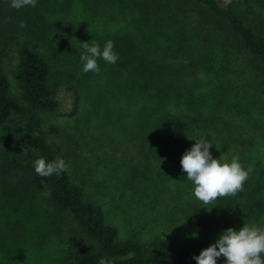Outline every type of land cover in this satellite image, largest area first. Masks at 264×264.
Listing matches in <instances>:
<instances>
[{"label":"trees","instance_id":"trees-1","mask_svg":"<svg viewBox=\"0 0 264 264\" xmlns=\"http://www.w3.org/2000/svg\"><path fill=\"white\" fill-rule=\"evenodd\" d=\"M121 3L129 19L127 27L110 38L119 55L114 67L126 87L127 112L133 119L143 118L145 135L138 144L146 147V159L153 165L164 162L163 168L175 160L171 164L178 166L179 148L192 147L201 136L214 143L210 149L214 158L223 155L229 163L235 156L227 151L231 141L242 144L240 159L242 152L264 153V142L250 136L243 140L242 126L225 121L229 112L240 113L252 134L264 133V0ZM33 10L31 6L17 10L11 0H0V200L14 202L13 209L25 200L40 208L44 194L50 208L75 223L82 241L72 243L56 264H99L101 258L110 264H197L193 257L200 252L167 238L141 242L118 237L102 207L84 196L67 169L50 177L36 174L34 162L40 157L48 162L59 157L66 165L67 157L48 141L42 127L40 113L54 110L58 101L38 45L42 29L35 19L40 16L37 10L32 15ZM22 21L29 29L19 26ZM8 50L13 52L9 64L4 60ZM200 71L205 81L197 78ZM11 81L19 89L17 97L11 93ZM126 114L118 113V135L131 139L123 134L120 122ZM250 174L242 191L207 206L214 208L207 231L257 222L264 228V179ZM225 262L223 256L217 260Z\"/></svg>","mask_w":264,"mask_h":264},{"label":"rangeland","instance_id":"rangeland-1","mask_svg":"<svg viewBox=\"0 0 264 264\" xmlns=\"http://www.w3.org/2000/svg\"><path fill=\"white\" fill-rule=\"evenodd\" d=\"M38 3L34 7L40 16L35 23L42 29L38 45L49 64L51 89L58 101L54 110L40 113L42 127L48 141L66 154L72 181L87 199L102 207L106 222L117 229L120 238L147 242L163 237L196 252L215 243L227 229L221 226V230L210 233L205 227L214 209L207 206L216 201L205 205L195 197V185L187 179L181 163L173 165L177 161L172 160L169 167L163 168L164 162H154V166L146 159V147L138 144L145 135L143 118L133 119L127 112L130 104L126 87L114 64L100 58L99 73L83 71L80 57L85 50L81 43L95 41L102 50L113 35L127 27L125 21L129 18L121 0ZM12 53H5L7 64ZM184 77L189 79L188 75ZM197 78L205 81L204 72H198ZM10 84L11 93L17 97L16 83ZM119 111L127 113L120 122L124 124L123 134L131 139L118 135ZM225 118L230 125L242 126L244 131L239 135L243 140L250 136L254 142H264V133L252 134L240 113L229 112ZM129 131L138 132L133 135ZM223 133L229 131L225 128ZM228 144L227 151L239 155L242 144L236 140ZM190 149L179 148L178 158ZM241 154L242 167L253 169L250 176L264 179V153ZM43 195L40 208L25 200L13 209L14 202L0 200V264H56L72 243L82 241L75 223L50 208ZM212 222L215 224V219ZM254 225L263 228V223Z\"/></svg>","mask_w":264,"mask_h":264},{"label":"clouds","instance_id":"clouds-1","mask_svg":"<svg viewBox=\"0 0 264 264\" xmlns=\"http://www.w3.org/2000/svg\"><path fill=\"white\" fill-rule=\"evenodd\" d=\"M36 3L37 0H11V7L19 10L26 6L35 7ZM19 26L24 28L26 23L22 21ZM81 45L85 50L80 57L84 62L85 73L89 71L99 73L97 60L100 58L110 64H116L119 60L112 40H108L102 50L100 44L95 41L91 44L83 42ZM213 144L212 140L204 136L195 139V144L190 150L185 151L180 161L182 170L187 173V179L195 185V197L205 205L217 200L218 197L235 196L243 190L245 181L253 171L251 166L247 169L242 167L238 155L233 156L230 163L223 155L218 159L214 158L210 152ZM34 169L39 176L50 177L66 171L67 165L59 157L51 162L40 157L34 162ZM262 253L264 228L245 224L239 231L227 228L215 243L203 249L199 256H194L193 259L197 264H217L218 258L223 256L226 258L225 264H264ZM99 264H110V261L101 258Z\"/></svg>","mask_w":264,"mask_h":264}]
</instances>
